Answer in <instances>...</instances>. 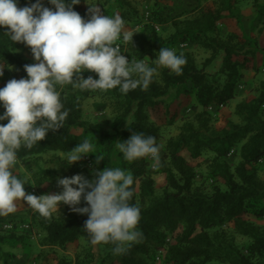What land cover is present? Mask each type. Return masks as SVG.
Returning a JSON list of instances; mask_svg holds the SVG:
<instances>
[{"label": "trees", "instance_id": "trees-1", "mask_svg": "<svg viewBox=\"0 0 264 264\" xmlns=\"http://www.w3.org/2000/svg\"><path fill=\"white\" fill-rule=\"evenodd\" d=\"M97 1L115 5L126 24L138 20L137 9L129 0ZM168 1L179 10H167L165 2ZM235 1L221 0L217 7L205 4L198 8L185 6L180 0L154 3L149 21L133 32L132 44L127 42L130 59L150 60L153 53L158 55L160 47L177 49V54L182 53L187 60L180 75L162 68L147 90L137 88L127 94L118 89L101 91L58 86L69 115L62 129L50 131L32 149L19 151L17 164L25 170L26 177L17 175L26 180L25 192L30 193L56 175L43 168L38 158L50 152L66 154L88 139L93 144L92 153L86 156L91 166L71 169L72 174L94 179V171L114 168L113 157L117 154V168L134 177L135 192L131 203L141 210L138 228L142 239L124 254H114L112 244H100L98 253H94L84 230L87 215L74 213L66 205L60 217L44 218L36 211L27 216L14 213L0 217L1 225L9 224L12 228L28 220L29 228L39 232L42 236L40 246L50 249L43 257V264H157L154 257L158 251H163L159 264H264V224L258 225L248 219L264 217V180L258 176L257 169L264 163V82L259 83L254 96L235 105L236 122L230 120L223 127L215 128L209 113L213 107H226L237 96V85L244 78L242 71L249 69L248 63L255 54L248 39L233 42L231 36L226 39L218 36L217 24L226 18L223 12H230ZM30 3L35 0H18L19 7ZM88 6L93 4L81 0L73 10L87 20ZM195 12V16L187 17ZM262 14L263 20L264 11ZM155 25L171 32L162 37ZM4 31L6 29H0V62L10 66L6 69L14 70L13 79L26 78L24 66L33 63V59L23 57L20 43L13 44L2 35ZM182 45L184 47H180ZM186 47L202 48L210 52V56L198 65L193 55L184 50ZM216 59L220 60L219 69L208 71ZM148 63L151 65V61ZM252 69L258 71V67ZM89 76L98 78L92 72ZM179 94L193 96L194 115L192 120L184 119L178 134L170 137L162 147L155 173L165 176V185L158 193L149 170L150 159L125 160L117 142L126 141L135 132L154 136L159 144L162 135L156 125L149 123V118L157 114L158 107L164 105L167 98ZM92 97L112 100L117 107L114 133L82 118V104ZM98 106L102 110L105 104ZM173 120L170 118L167 124L171 125ZM184 151L192 160L208 155L206 174L201 175L211 183L208 189L197 183L199 175L183 157ZM96 155L103 160L97 163ZM231 156L238 159L233 166L227 159ZM236 237L249 240L245 249L236 243ZM8 238L13 245L21 239L12 233ZM80 241L85 243L82 256L71 260L57 252ZM5 256L2 263L8 264L10 258Z\"/></svg>", "mask_w": 264, "mask_h": 264}, {"label": "clouds", "instance_id": "clouds-1", "mask_svg": "<svg viewBox=\"0 0 264 264\" xmlns=\"http://www.w3.org/2000/svg\"><path fill=\"white\" fill-rule=\"evenodd\" d=\"M81 0H35L19 7L18 0H0L2 35L30 49L33 63L24 66L26 78L11 79L0 88V217L16 213L23 205L44 218L59 214L60 205L87 215L84 230L91 245L112 244L114 254H124L142 239L138 225L140 208L131 203L135 189L133 175L121 168L94 171V179L82 174L56 178L61 191L36 196L25 192L26 180L16 171L21 148L32 149L47 134L63 128L69 115L62 102L59 87L71 85L82 90L122 94L140 88L147 90L159 68L180 75L186 57L175 49L160 47L156 67L144 60L129 61L117 41L131 42L133 33L126 29L120 15L107 16L97 5L88 6L89 18L83 19L73 6ZM10 68L0 62V77ZM92 72L96 77L84 78ZM7 121V123H3ZM117 148L125 160L149 158L155 165L161 161V146L156 137L132 132ZM88 139L79 142L66 154L68 165L92 153ZM103 157L96 155L97 163ZM86 206L79 207L81 202Z\"/></svg>", "mask_w": 264, "mask_h": 264}, {"label": "rangeland", "instance_id": "rangeland-1", "mask_svg": "<svg viewBox=\"0 0 264 264\" xmlns=\"http://www.w3.org/2000/svg\"><path fill=\"white\" fill-rule=\"evenodd\" d=\"M157 0H129L138 12V20L132 23L126 24V29L128 32L133 33L137 31L143 23L149 21L151 18V10L154 6V3ZM179 1V0H177ZM182 4L186 6V4L190 7H201L205 4L212 5L214 7L219 6L221 0H180ZM86 3L93 4V6L97 5L101 8L104 15L113 16L119 15L118 8L115 5L104 4L103 2H98L97 0H86ZM166 9L171 10V12H176L179 9L174 7L171 1L165 2ZM165 5V4H164ZM44 7H51L47 3V0H44ZM174 10V11H172ZM264 11V0H236L235 4L231 7L230 12H223L226 14V18L220 21L217 24V33L222 39H226L227 37H233V42H239L240 40L248 39L251 43L253 50H255L254 56L250 58L248 63V70H244L246 72L243 76V81L237 85V96L248 98L252 97L256 94L257 89L259 87L260 82H264V20H262V12ZM230 14V16H227ZM196 15L195 13L188 14L187 17H193ZM155 29L162 35V37L168 36L171 32L170 29L167 31L161 30L158 25H155ZM120 44L122 51L126 52L124 55L129 56V50L127 46V42L117 41ZM177 50V49H175ZM184 50H188L194 57L196 63L201 65L205 59L210 56V52L205 51L199 47H186ZM20 53H22L23 57L33 59L30 49L27 48L24 44L20 43ZM130 57V56H129ZM156 59V53L152 55L150 60ZM146 63L148 60L143 59ZM151 66L156 67L155 63L151 61ZM258 67V71H254L252 67ZM220 67V60L216 59L209 67L208 71L215 72ZM162 68L158 69V74L156 77H159V73ZM13 69H5L3 77H0V86L5 85L12 78ZM90 72L82 73L84 78L89 76ZM239 98L235 97L231 100L226 107L223 108H215L209 109V113L211 115V124L215 128H220L225 125L227 121H237V118L231 111L235 107V105L239 102ZM105 104L104 108L99 109L98 105ZM194 104V98L192 95L179 94L178 96L171 95L166 99V103L158 107V112L156 115H151L149 118V123L152 125H156L159 129L162 138L160 140L159 145L162 147L165 146L166 141L170 137H174L179 132V127L182 125L184 119L192 120L194 111L191 109ZM82 118L84 120L93 122L95 124L100 125L105 130L114 133L116 129L114 128V120L118 114V109L112 102V100L92 97L85 100L82 104ZM4 111L3 108H0V114ZM173 117V123L171 125L167 124V121ZM127 120L126 122H128ZM127 124V123H125ZM121 127H119L120 129ZM67 154V153H66ZM66 154L60 152H50L42 155L38 158V162L40 165L45 168L53 171L56 175H54L49 182H44L40 187L33 188L30 193L36 196H40L43 194L56 193L61 191L60 188L56 186V178H71L73 176L72 170L74 168H87L89 169L91 166V160L87 157H83L79 162L68 165L66 160ZM183 157L192 164L197 173L198 178L196 179L197 183L204 188H209L211 183L206 181L205 177L202 178L201 175L206 174V163L205 160L208 159V155L204 154L197 160L190 159L188 153L184 151L182 153ZM228 162L233 166L238 163V159L234 156L228 157ZM264 161V160H263ZM119 163L117 154L113 157V166L117 168ZM258 176L264 180V163L258 168ZM149 170L152 171L151 177L155 181L156 191L159 193L162 191L165 185V176L162 174L155 173L156 165L154 166V162L150 159L149 162ZM15 171L18 175H22V177H26L25 170L19 164L16 165ZM63 204L60 205L59 214L60 216L64 211ZM80 207L86 206L82 200ZM35 210L26 206H19L16 213L21 215H30ZM55 217H60L58 214H53ZM248 219L252 220L254 223L258 225L264 224V217L260 220H256L253 217H249ZM12 233L21 239L17 241L16 245H13L12 240L8 238V234ZM41 235L36 229L31 230L28 226V220L24 221L21 224L16 225L14 228L7 230L4 229V224H0V264L2 263L3 257L8 255L10 261L8 264H43L42 260L44 259V255L47 254L50 249L43 248L40 246ZM236 243L240 247H247L249 240L241 237H236ZM94 253H98L99 247L98 245H93ZM60 254H64L69 258L74 259L77 256H82L85 254V243L80 241L72 245H68L65 250L60 252ZM3 253V256L1 255ZM163 255V251H158L156 256L154 257L157 264H159V257Z\"/></svg>", "mask_w": 264, "mask_h": 264}, {"label": "built area", "instance_id": "built-area-1", "mask_svg": "<svg viewBox=\"0 0 264 264\" xmlns=\"http://www.w3.org/2000/svg\"><path fill=\"white\" fill-rule=\"evenodd\" d=\"M263 20H264V17H263ZM180 47H184V45H182V46H180ZM125 56L127 57V59H128L129 61L131 60L129 56H127V55H125ZM260 161H261V160H260ZM4 229L10 230V229H12V226L9 225V224H4Z\"/></svg>", "mask_w": 264, "mask_h": 264}, {"label": "crops", "instance_id": "crops-1", "mask_svg": "<svg viewBox=\"0 0 264 264\" xmlns=\"http://www.w3.org/2000/svg\"><path fill=\"white\" fill-rule=\"evenodd\" d=\"M245 73H246V72H243V76H246V75H245ZM236 97H237V98H239V100H238V101H241V100H242V98H243V97H239V96H236ZM231 111L233 112V111H234V108H233V109H231ZM235 122H236V121H235Z\"/></svg>", "mask_w": 264, "mask_h": 264}]
</instances>
